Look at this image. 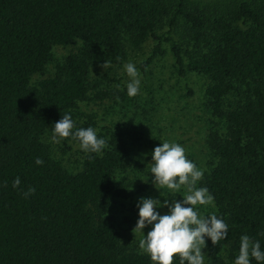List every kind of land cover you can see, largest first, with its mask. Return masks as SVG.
I'll use <instances>...</instances> for the list:
<instances>
[{"label":"trees","instance_id":"obj_1","mask_svg":"<svg viewBox=\"0 0 264 264\" xmlns=\"http://www.w3.org/2000/svg\"><path fill=\"white\" fill-rule=\"evenodd\" d=\"M75 39L82 46L30 84L52 45ZM149 39L151 54L135 67L144 73L167 43L177 75L207 78L206 108L222 124L205 136L216 161L198 187L213 195L228 237L206 244L239 249L248 235L264 252V0H0V264H153L109 215L110 201L132 194L128 181L114 179L136 166L125 139L112 133L75 172L42 139L63 114L74 119L92 66L119 62L127 45Z\"/></svg>","mask_w":264,"mask_h":264},{"label":"rangeland","instance_id":"obj_2","mask_svg":"<svg viewBox=\"0 0 264 264\" xmlns=\"http://www.w3.org/2000/svg\"><path fill=\"white\" fill-rule=\"evenodd\" d=\"M162 31H168V27ZM154 43L153 39H149L136 47L127 45L124 58L119 62L109 61L110 67L106 70L101 67L106 61L92 66L88 75L90 89L87 98L79 101L73 109V132L79 125L87 123L96 130L98 138L106 140L107 146L112 133L123 137L128 144L132 164L136 166L125 171L117 170L114 179L128 181L132 194L110 201L109 215L122 239L138 248L142 233L134 234L133 229L139 220L137 205L141 198L157 199L161 204L165 200L171 203L173 199L182 201L185 191L183 187L176 193L155 186V177L150 171L155 147L162 146L165 141L178 143L185 149L189 160L203 172L208 171L216 158L209 153L205 136L210 127L222 125L206 108L204 89L207 78L192 71H187L185 78L177 75V67L167 43L161 45L162 52L144 73L136 68L141 81L140 90L135 97L127 95V84L131 78L124 65L131 62L137 66L151 54ZM81 46L82 41L79 39L68 44H53L43 71L33 74L30 84L36 85L41 78L52 76L57 65ZM188 87L192 92H189ZM54 125L53 122L46 129L42 139L49 146L51 155L68 171L75 172L81 167L87 152L71 136L61 139L59 143L52 142L51 130ZM156 210L161 215L169 213L168 207ZM196 210L202 216H210L214 207L198 205ZM151 227H145V235ZM202 251L205 254L204 262L210 263L214 258L218 264H234L239 254V249L231 244L219 249H210L206 244Z\"/></svg>","mask_w":264,"mask_h":264},{"label":"clouds","instance_id":"obj_3","mask_svg":"<svg viewBox=\"0 0 264 264\" xmlns=\"http://www.w3.org/2000/svg\"><path fill=\"white\" fill-rule=\"evenodd\" d=\"M105 70L110 67L106 61L101 65ZM124 69L131 78L127 84V95L135 97L140 90L139 73L131 62L124 65ZM74 122L70 114H63L62 119L55 123L52 131V142L59 143L61 139L70 136L80 142L85 152L100 153L107 146L103 138H98L96 130L92 127L80 128L73 132ZM151 173L155 177L153 183L158 189L167 188L179 193L184 188L183 200H167L161 204L160 200L141 198L139 220L133 229L134 234L142 233L139 240L140 254L150 256L153 264H174L179 257L180 264H204L202 249L206 247L205 237L217 245L222 239L228 237V225L215 213L202 216L196 206H215L214 197L207 187H197L202 180L204 172L186 156L185 149L178 143L163 142L152 153ZM38 165L43 161L36 159ZM21 181L17 177L13 187L18 188ZM35 188H29L25 197L34 194ZM168 207L169 213L161 215L156 209ZM151 225V230L145 235L144 229ZM251 258L264 262V252L258 241L252 240L248 235L240 238L239 254L234 264H251Z\"/></svg>","mask_w":264,"mask_h":264}]
</instances>
